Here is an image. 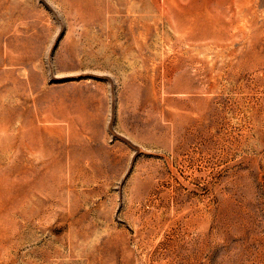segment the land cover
Masks as SVG:
<instances>
[{
	"label": "rangeland",
	"instance_id": "obj_1",
	"mask_svg": "<svg viewBox=\"0 0 264 264\" xmlns=\"http://www.w3.org/2000/svg\"><path fill=\"white\" fill-rule=\"evenodd\" d=\"M0 264H264V0H0Z\"/></svg>",
	"mask_w": 264,
	"mask_h": 264
}]
</instances>
